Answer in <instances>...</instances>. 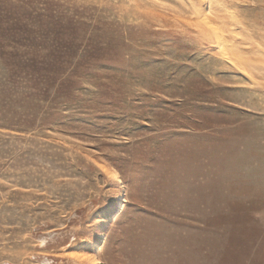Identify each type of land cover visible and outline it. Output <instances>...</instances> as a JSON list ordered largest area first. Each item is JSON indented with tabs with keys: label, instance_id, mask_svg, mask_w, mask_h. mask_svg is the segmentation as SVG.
I'll return each mask as SVG.
<instances>
[{
	"label": "rangeland",
	"instance_id": "374dc122",
	"mask_svg": "<svg viewBox=\"0 0 264 264\" xmlns=\"http://www.w3.org/2000/svg\"><path fill=\"white\" fill-rule=\"evenodd\" d=\"M0 264H264V0H0Z\"/></svg>",
	"mask_w": 264,
	"mask_h": 264
},
{
	"label": "bare ground",
	"instance_id": "6f19581e",
	"mask_svg": "<svg viewBox=\"0 0 264 264\" xmlns=\"http://www.w3.org/2000/svg\"><path fill=\"white\" fill-rule=\"evenodd\" d=\"M203 16V15H202ZM206 16V15H205ZM206 17H208V16H206ZM201 19V18H200ZM220 20V19H219ZM221 21V20H220ZM223 22H224V19H223ZM217 25H219V23L217 24ZM223 25H224V23H223ZM222 26V25H221ZM216 35V34H215ZM218 36V35H217ZM219 38V37H218ZM219 40V39H218ZM218 46V45H217ZM221 46V45H220Z\"/></svg>",
	"mask_w": 264,
	"mask_h": 264
}]
</instances>
